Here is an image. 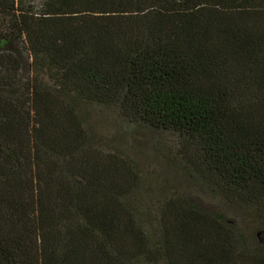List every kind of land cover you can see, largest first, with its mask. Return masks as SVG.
<instances>
[{
    "label": "trees",
    "instance_id": "1",
    "mask_svg": "<svg viewBox=\"0 0 264 264\" xmlns=\"http://www.w3.org/2000/svg\"><path fill=\"white\" fill-rule=\"evenodd\" d=\"M0 52V264H264V0H0ZM100 110L218 206L143 188Z\"/></svg>",
    "mask_w": 264,
    "mask_h": 264
},
{
    "label": "rangeland",
    "instance_id": "2",
    "mask_svg": "<svg viewBox=\"0 0 264 264\" xmlns=\"http://www.w3.org/2000/svg\"><path fill=\"white\" fill-rule=\"evenodd\" d=\"M3 51L5 55L14 56L16 63H13V67L16 72L15 70L12 71L18 80H24L26 76L30 75L27 52L21 49L16 50L19 51L17 54L13 50L4 49ZM11 52L13 53L11 54ZM0 71H2L1 66ZM5 82L4 80L0 81V85ZM2 90L3 87L0 86V91ZM6 92H10V89H7ZM6 96L8 95L2 94V97L7 98ZM26 98V94L22 93L11 100L21 113L27 109ZM86 127L95 143H100V146L106 150L128 156L139 165L143 178V188L148 184L158 186L156 188H161L164 191L168 190V188H177L180 192L188 194L190 198L203 205L205 204V206L212 208L218 206L216 200L211 199L200 189L197 190L192 185L191 180L185 179L164 159L155 149V140L149 132L138 130L133 125H127L113 113L104 110L97 112L86 123Z\"/></svg>",
    "mask_w": 264,
    "mask_h": 264
}]
</instances>
